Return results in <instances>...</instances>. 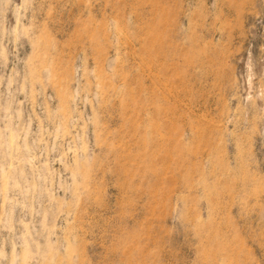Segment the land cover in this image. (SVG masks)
I'll return each mask as SVG.
<instances>
[{"label": "rangeland", "instance_id": "obj_1", "mask_svg": "<svg viewBox=\"0 0 264 264\" xmlns=\"http://www.w3.org/2000/svg\"><path fill=\"white\" fill-rule=\"evenodd\" d=\"M0 264H264V0H0Z\"/></svg>", "mask_w": 264, "mask_h": 264}]
</instances>
